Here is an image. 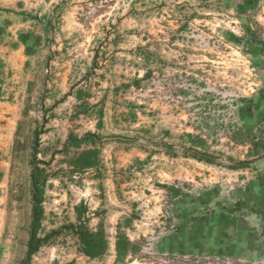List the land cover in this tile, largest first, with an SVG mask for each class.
<instances>
[{
  "label": "rangeland",
  "instance_id": "obj_1",
  "mask_svg": "<svg viewBox=\"0 0 264 264\" xmlns=\"http://www.w3.org/2000/svg\"><path fill=\"white\" fill-rule=\"evenodd\" d=\"M37 169L28 264H257L264 0H0V264L27 262Z\"/></svg>",
  "mask_w": 264,
  "mask_h": 264
},
{
  "label": "trees",
  "instance_id": "obj_2",
  "mask_svg": "<svg viewBox=\"0 0 264 264\" xmlns=\"http://www.w3.org/2000/svg\"><path fill=\"white\" fill-rule=\"evenodd\" d=\"M100 151L98 149H90L84 151L74 162L73 166L80 171L90 170L96 168L99 163ZM200 161H205L209 164L213 163V159L209 157H199ZM46 175L43 171L36 170L33 175V188L35 190V207H34V221L29 243L28 259L25 264H28L30 259L38 252L40 248V240L38 239L39 230L41 228V221L43 217V194L44 185L41 180L45 179ZM78 217L81 218L80 208L76 209ZM76 234L82 246L83 254L90 258H100L106 254L108 250V241L104 226L101 225L97 232H94L90 227L80 220V224L76 227ZM129 241L120 236L117 241V252L119 256H125L128 253Z\"/></svg>",
  "mask_w": 264,
  "mask_h": 264
},
{
  "label": "crops",
  "instance_id": "obj_3",
  "mask_svg": "<svg viewBox=\"0 0 264 264\" xmlns=\"http://www.w3.org/2000/svg\"><path fill=\"white\" fill-rule=\"evenodd\" d=\"M259 219L260 223L258 224V230L252 234V237L249 241V247L247 249L241 248L244 252L246 251L248 253L246 255L248 256L249 262H254L257 264L264 263V211L262 212V215L259 217Z\"/></svg>",
  "mask_w": 264,
  "mask_h": 264
}]
</instances>
